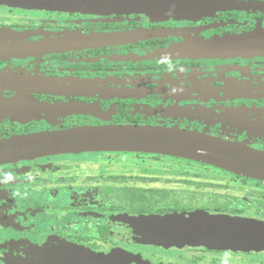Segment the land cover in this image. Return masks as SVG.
Returning a JSON list of instances; mask_svg holds the SVG:
<instances>
[{
  "label": "flooded vegetation",
  "instance_id": "af4514ba",
  "mask_svg": "<svg viewBox=\"0 0 264 264\" xmlns=\"http://www.w3.org/2000/svg\"><path fill=\"white\" fill-rule=\"evenodd\" d=\"M195 4L166 20L0 4V144L145 127L264 153V0ZM197 212L264 222V181L141 151L0 159V264L63 242L126 264H264V252L123 236L126 224Z\"/></svg>",
  "mask_w": 264,
  "mask_h": 264
},
{
  "label": "water",
  "instance_id": "95a60500",
  "mask_svg": "<svg viewBox=\"0 0 264 264\" xmlns=\"http://www.w3.org/2000/svg\"><path fill=\"white\" fill-rule=\"evenodd\" d=\"M196 0H0V4L88 15H145L153 20L184 18ZM62 151H141L184 157L264 181V153L205 135L161 128L84 129L64 134H38L0 144V159L32 158ZM126 224L123 236L141 245L264 252V222L228 215L192 213L146 218ZM55 259L10 258L4 264H126L122 255L101 256L82 247L59 243ZM47 247V246H45ZM45 247H34L31 255ZM144 264V263H141Z\"/></svg>",
  "mask_w": 264,
  "mask_h": 264
},
{
  "label": "rangeland",
  "instance_id": "374dc122",
  "mask_svg": "<svg viewBox=\"0 0 264 264\" xmlns=\"http://www.w3.org/2000/svg\"><path fill=\"white\" fill-rule=\"evenodd\" d=\"M47 247H45L44 249L40 250L39 252H37L36 254H32V252L34 250H32V248L29 251V254H28V259L32 258L34 255H35V258L37 259H41V258H46V259H55L59 256H63L64 255V252L60 249V248H55L56 246L55 245H46ZM33 248L34 247H38V246H32ZM27 251V252H28Z\"/></svg>",
  "mask_w": 264,
  "mask_h": 264
}]
</instances>
